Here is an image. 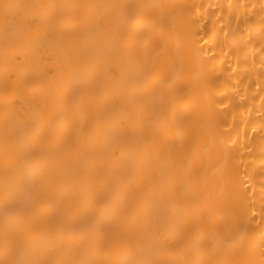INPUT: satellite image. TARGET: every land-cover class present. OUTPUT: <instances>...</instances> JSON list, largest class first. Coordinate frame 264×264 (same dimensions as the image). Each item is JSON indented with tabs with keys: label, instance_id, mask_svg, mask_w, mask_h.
Wrapping results in <instances>:
<instances>
[{
	"label": "bare ground",
	"instance_id": "1",
	"mask_svg": "<svg viewBox=\"0 0 264 264\" xmlns=\"http://www.w3.org/2000/svg\"><path fill=\"white\" fill-rule=\"evenodd\" d=\"M0 264H264V0H0Z\"/></svg>",
	"mask_w": 264,
	"mask_h": 264
},
{
	"label": "snow or ice",
	"instance_id": "2",
	"mask_svg": "<svg viewBox=\"0 0 264 264\" xmlns=\"http://www.w3.org/2000/svg\"><path fill=\"white\" fill-rule=\"evenodd\" d=\"M3 7H4L5 10H6V11H5V18H6V20H9V19H10V16H11V13H10L9 11H7V10L10 9V8H14V7H16V6L5 4Z\"/></svg>",
	"mask_w": 264,
	"mask_h": 264
}]
</instances>
